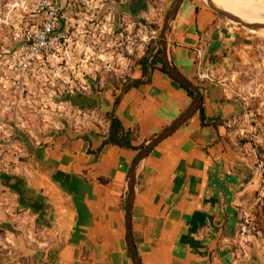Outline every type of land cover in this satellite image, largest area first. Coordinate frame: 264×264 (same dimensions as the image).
I'll list each match as a JSON object with an SVG mask.
<instances>
[{"label": "crops", "instance_id": "0c3cea01", "mask_svg": "<svg viewBox=\"0 0 264 264\" xmlns=\"http://www.w3.org/2000/svg\"><path fill=\"white\" fill-rule=\"evenodd\" d=\"M59 1L60 6L70 2ZM173 1L124 0L106 8L116 24L122 19L137 25L153 8L165 16ZM250 40L204 0H185L177 12L168 58L199 88L205 124L198 111L138 169L131 229L142 264H255L238 260L235 242L243 216L256 213L264 176L258 154L234 130L238 121L245 122L246 109L228 92L243 73L239 66L257 62ZM204 73L211 74V82L200 79ZM116 81L98 86L94 97L83 94L98 102L83 110L91 120L64 127L17 166V176L51 192L54 210L40 231L37 218L19 212L17 203L10 208L14 215L1 213L5 234L15 237L17 248L1 251L0 264H133L124 218L131 167L191 98L160 63L134 64L126 79ZM114 119L129 135L130 148L109 142ZM260 245L255 242L251 258Z\"/></svg>", "mask_w": 264, "mask_h": 264}, {"label": "rangeland", "instance_id": "374dc122", "mask_svg": "<svg viewBox=\"0 0 264 264\" xmlns=\"http://www.w3.org/2000/svg\"><path fill=\"white\" fill-rule=\"evenodd\" d=\"M34 1L0 0V173L18 175L17 166L26 163L28 149L40 148L44 141L59 134L64 127H74L77 123L75 120L60 122L63 120L61 115L64 116L69 110L74 114V110L71 107L68 109L66 96H60L58 93L57 96L60 98L49 96L50 92L45 90L43 85L45 82L41 76L35 75L27 82L21 81L25 85L22 87L25 89L23 97L19 95L20 90H16L19 82L17 63L21 59L20 53L26 49V37L34 31L32 27L39 24V17L31 12ZM255 1L256 9L230 7V10L252 12L264 18V0ZM58 2L61 1L54 0V3ZM115 3L120 1L117 0ZM104 8L106 11V7ZM120 22L122 23V19ZM234 25L251 39L248 43L252 45L251 51L257 57L254 66L249 64L239 66L243 73L236 77L229 87L228 92L232 99L244 105L247 116L245 122L244 120L237 122L234 130L239 133L238 137L243 144H249L258 154L260 170L264 176V36L250 34L248 29ZM108 76L118 79L119 82L124 80L119 74L103 72L99 74L104 82ZM261 192L256 213L253 211L250 215L243 216L242 221L247 218L249 224L243 231L241 221L240 232L235 242L238 260L254 261L255 264H264V252L260 251L264 245L257 247L259 251L253 258L250 255L255 242L264 243V188ZM16 199V196L0 183V214L14 207ZM11 210L14 215V211ZM6 225L5 219L0 216V253L13 251L14 245L15 249L17 248L15 237L5 234L8 233ZM31 238L37 240L34 235Z\"/></svg>", "mask_w": 264, "mask_h": 264}, {"label": "built area", "instance_id": "2783aa9c", "mask_svg": "<svg viewBox=\"0 0 264 264\" xmlns=\"http://www.w3.org/2000/svg\"><path fill=\"white\" fill-rule=\"evenodd\" d=\"M116 1L70 0L67 6H60L54 0H35L31 12L39 17V24L26 37V49L21 51L17 63L21 88L25 86L21 81L27 82L37 75L45 82L49 96L58 97V93L68 98L89 93L92 83L103 87L101 72L119 74L126 79L134 65L133 59L147 57L148 50L157 46L164 13L153 8L152 15L137 25L125 24L123 20L116 24L113 12L104 8ZM200 79L211 82L213 78L210 73H204ZM69 107L74 114L67 111L61 115L60 122L75 120L77 127L82 121L92 119L83 110L68 104ZM248 224L245 218L241 223L243 231Z\"/></svg>", "mask_w": 264, "mask_h": 264}, {"label": "water", "instance_id": "95a60500", "mask_svg": "<svg viewBox=\"0 0 264 264\" xmlns=\"http://www.w3.org/2000/svg\"><path fill=\"white\" fill-rule=\"evenodd\" d=\"M185 0H174L163 19V24L160 30L159 39L157 42L156 49L151 56L149 63L151 64L152 59L160 52L163 60V65L170 76L177 81L179 84L187 88L193 93L191 102L184 113L174 121L167 129L156 135L149 143L142 147L141 152L135 159L129 174L128 180V195L125 202L124 218H125V229L126 238L129 253L133 264H142L133 242L132 229H131V215L132 206L135 195V186L137 181V172L142 162L148 157V155L164 140L172 136L177 130H179L186 122H188L202 107V95L199 88L194 85L191 81L182 76L171 64L168 58V39L171 32L172 23L177 15V12ZM206 5L213 10L215 13L221 15L227 21L237 24L238 26L253 30L261 31L264 30V25H251L243 22L241 19L233 16L232 14L224 11L215 5L212 0H206ZM226 55V53H225ZM226 59L221 57V60ZM225 62V60H224ZM227 66L230 69L232 64L227 61ZM90 89L91 96L94 97L97 94V86L92 83ZM70 102L75 108L79 110H92L98 103L97 100L90 96L75 94L68 97ZM0 183L14 196L17 198V206L19 212H28L31 216L36 217V231H40L44 224L50 220L51 213H53V201L52 194L44 187L43 192H40L37 188V184H29L27 181L17 175L0 173ZM19 247H23V240L19 239Z\"/></svg>", "mask_w": 264, "mask_h": 264}, {"label": "trees", "instance_id": "16d2710c", "mask_svg": "<svg viewBox=\"0 0 264 264\" xmlns=\"http://www.w3.org/2000/svg\"><path fill=\"white\" fill-rule=\"evenodd\" d=\"M257 34L259 35H264L262 33L257 32ZM156 48V44L153 45L147 52V57L143 58V59H138V58H134V64H141L142 66H147L148 63V59L152 56L154 50ZM157 63L162 64V71L170 76V74L167 72V70L165 69L164 65H163V60H162V56L161 53L159 52L157 54L156 57H154L151 61V66H155ZM171 77V76H170ZM172 78V77H171ZM173 79V78H172ZM174 80V79H173ZM175 81V80H174ZM177 82V81H176ZM111 83H115L117 84V81L115 79H113L112 77L108 76L104 82V85H109ZM179 84V83H178ZM181 86L182 89H184L186 91V93L188 94V96L190 98L193 97V93L191 91H189L187 88H185L184 86H182L181 84H179ZM199 114H200V118L203 124H205V117H204V113H203V108L201 107L199 110ZM109 142L113 145L119 146V147H127L130 148V138L128 134H125L123 132V129L121 127V125L119 124V122L117 120H113L112 125H111V130H110V136H109Z\"/></svg>", "mask_w": 264, "mask_h": 264}, {"label": "bare ground", "instance_id": "6f19581e", "mask_svg": "<svg viewBox=\"0 0 264 264\" xmlns=\"http://www.w3.org/2000/svg\"><path fill=\"white\" fill-rule=\"evenodd\" d=\"M212 2L219 8L241 19L245 23L251 25H264V18L260 17L259 14H255L252 12H235L230 10V7L246 10L256 9L257 2L255 0H212ZM259 32H264V30H261Z\"/></svg>", "mask_w": 264, "mask_h": 264}, {"label": "flooded vegetation", "instance_id": "af4514ba", "mask_svg": "<svg viewBox=\"0 0 264 264\" xmlns=\"http://www.w3.org/2000/svg\"><path fill=\"white\" fill-rule=\"evenodd\" d=\"M257 32H259V31H257ZM259 33H261V32H259ZM258 36H264V35H259L258 34ZM16 90H20V94L19 95H21V97H23V95H24V90L21 88V86L19 85V83L16 85ZM70 106H72V107H74L70 102H67ZM75 108V107H74ZM65 114H67V112L65 113ZM71 115V114H70ZM67 117H69V116H67ZM13 128V127H12ZM11 128V129H12ZM11 136H12V133H11ZM33 136V135H32ZM15 137V136H14ZM30 149H28V151H29Z\"/></svg>", "mask_w": 264, "mask_h": 264}]
</instances>
